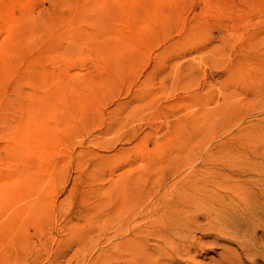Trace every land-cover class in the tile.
Masks as SVG:
<instances>
[{
	"label": "rangeland",
	"instance_id": "rangeland-1",
	"mask_svg": "<svg viewBox=\"0 0 264 264\" xmlns=\"http://www.w3.org/2000/svg\"><path fill=\"white\" fill-rule=\"evenodd\" d=\"M262 161L264 0H0V264H178Z\"/></svg>",
	"mask_w": 264,
	"mask_h": 264
},
{
	"label": "bare ground",
	"instance_id": "bare-ground-1",
	"mask_svg": "<svg viewBox=\"0 0 264 264\" xmlns=\"http://www.w3.org/2000/svg\"><path fill=\"white\" fill-rule=\"evenodd\" d=\"M194 221L199 236L187 227L178 264H264V161L262 210L249 206L243 191L233 188ZM209 252L215 255L198 259Z\"/></svg>",
	"mask_w": 264,
	"mask_h": 264
}]
</instances>
